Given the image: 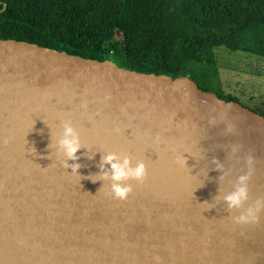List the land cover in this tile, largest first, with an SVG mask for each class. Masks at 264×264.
<instances>
[{
    "label": "water",
    "instance_id": "obj_1",
    "mask_svg": "<svg viewBox=\"0 0 264 264\" xmlns=\"http://www.w3.org/2000/svg\"><path fill=\"white\" fill-rule=\"evenodd\" d=\"M61 120L80 136L76 174L55 156ZM5 137L0 264H264V208L255 223L232 221L264 198V116L186 76L0 39V141ZM234 143L241 145L235 153ZM107 152L145 163L144 181H130L123 201L106 194L107 181L88 178L99 174ZM247 155L248 199L227 210L223 197L247 170Z\"/></svg>",
    "mask_w": 264,
    "mask_h": 264
},
{
    "label": "trees",
    "instance_id": "obj_2",
    "mask_svg": "<svg viewBox=\"0 0 264 264\" xmlns=\"http://www.w3.org/2000/svg\"><path fill=\"white\" fill-rule=\"evenodd\" d=\"M0 39L186 76L236 102L222 93L214 49L264 59V0H0Z\"/></svg>",
    "mask_w": 264,
    "mask_h": 264
},
{
    "label": "clouds",
    "instance_id": "obj_3",
    "mask_svg": "<svg viewBox=\"0 0 264 264\" xmlns=\"http://www.w3.org/2000/svg\"><path fill=\"white\" fill-rule=\"evenodd\" d=\"M108 97L105 96V100ZM81 108H86L84 102L80 105ZM223 119V117H221ZM210 126L216 123V118L210 117L208 120ZM60 127L62 131L59 136H56L55 143V156L59 160V164L62 168L70 169V173H75L80 167L76 161L79 159L77 156V150L81 147L80 136L76 129L72 126L70 120H61ZM114 132H119L120 129L114 128ZM234 131V125L231 122H226L224 132L231 134ZM155 143L160 142V137L157 134L153 137ZM4 144L8 143V138H2L0 141ZM241 145L234 143L231 145V152L235 153L239 151ZM63 157V159H60ZM68 161H73L69 164ZM252 162L253 157L251 155L245 156L246 171L236 178V186L233 191L227 193L223 200L225 202L227 210L240 209L243 203L248 199V181L252 175ZM174 163L184 167L185 159L180 155L174 157ZM107 165V168L104 166ZM220 167V165H217ZM100 172L97 176H89L88 178L95 181L101 179L107 181V193L110 194L114 200H125L127 196L132 192V184L130 181H135L137 184L142 183L146 175V167L143 160H136L134 163L129 155L125 153L107 152L101 157L99 164ZM264 208V198H257L254 203L239 214L232 216V221L235 224H248L255 223L258 219V214L261 209ZM158 260V257L154 258Z\"/></svg>",
    "mask_w": 264,
    "mask_h": 264
},
{
    "label": "rangeland",
    "instance_id": "obj_4",
    "mask_svg": "<svg viewBox=\"0 0 264 264\" xmlns=\"http://www.w3.org/2000/svg\"><path fill=\"white\" fill-rule=\"evenodd\" d=\"M112 41L118 43L120 36L114 35ZM214 52L222 93L264 116V59L243 52H230L223 47L215 48ZM113 61L123 67L117 59Z\"/></svg>",
    "mask_w": 264,
    "mask_h": 264
}]
</instances>
